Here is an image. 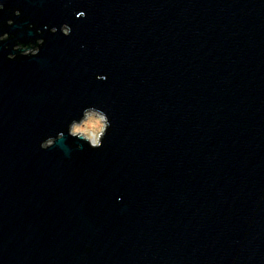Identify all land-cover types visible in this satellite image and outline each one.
Listing matches in <instances>:
<instances>
[{"label":"water","instance_id":"water-1","mask_svg":"<svg viewBox=\"0 0 264 264\" xmlns=\"http://www.w3.org/2000/svg\"><path fill=\"white\" fill-rule=\"evenodd\" d=\"M0 5V264H264V0Z\"/></svg>","mask_w":264,"mask_h":264},{"label":"rangeland","instance_id":"rangeland-1","mask_svg":"<svg viewBox=\"0 0 264 264\" xmlns=\"http://www.w3.org/2000/svg\"><path fill=\"white\" fill-rule=\"evenodd\" d=\"M96 122H98V124ZM86 125H92V127L86 129ZM96 127H99L98 133L96 131ZM104 127V117L95 112H90L86 115V118L81 124H75L72 127L71 132L75 135H84L89 138L91 142L92 140H95L98 144L100 135L103 132Z\"/></svg>","mask_w":264,"mask_h":264},{"label":"clouds","instance_id":"clouds-1","mask_svg":"<svg viewBox=\"0 0 264 264\" xmlns=\"http://www.w3.org/2000/svg\"><path fill=\"white\" fill-rule=\"evenodd\" d=\"M0 8H2V5H0ZM16 15H19V12H17ZM78 15H79V17L82 18V17L85 16V13H84V12H80ZM9 23H11V21H9ZM65 26H68V25H67V24L62 25V26L60 27L59 31H60L64 36H67V33H63V32H62V29H63ZM51 31H52V33H55V32L57 31V28L53 27V28L51 29ZM3 37H4V39H6V38H7V34L5 33V34L3 35ZM4 39H2V40H0V41H3ZM17 44L19 45V47H18V48H14V52H19V53H20L21 55H23V56H25V55H24V53H23L20 49L23 48L24 46H27V47H30V48L38 47L37 44H28V45H24V44H20V43H17ZM17 44H16V45H17ZM8 58H9V59H15L16 57H15V55H10ZM96 123L98 124V122H96ZM89 127H92V125H86V129L89 128ZM96 131H97V133L99 132V127H96ZM94 143H95V142H94Z\"/></svg>","mask_w":264,"mask_h":264},{"label":"built area","instance_id":"built-area-1","mask_svg":"<svg viewBox=\"0 0 264 264\" xmlns=\"http://www.w3.org/2000/svg\"><path fill=\"white\" fill-rule=\"evenodd\" d=\"M88 139H89V138H88ZM94 139H95V138H94ZM94 142H95V143H94ZM92 143H93V144H95V145H97V143H96V141H95V140H92Z\"/></svg>","mask_w":264,"mask_h":264}]
</instances>
